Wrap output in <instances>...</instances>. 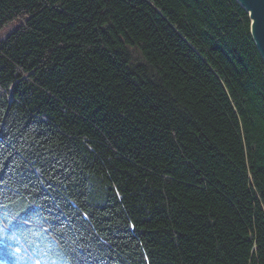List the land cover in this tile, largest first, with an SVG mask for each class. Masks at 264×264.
Listing matches in <instances>:
<instances>
[{"label":"trees","instance_id":"16d2710c","mask_svg":"<svg viewBox=\"0 0 264 264\" xmlns=\"http://www.w3.org/2000/svg\"><path fill=\"white\" fill-rule=\"evenodd\" d=\"M251 24L238 0H0V215L68 264H264Z\"/></svg>","mask_w":264,"mask_h":264},{"label":"rangeland","instance_id":"374dc122","mask_svg":"<svg viewBox=\"0 0 264 264\" xmlns=\"http://www.w3.org/2000/svg\"><path fill=\"white\" fill-rule=\"evenodd\" d=\"M11 31V27L0 31V41ZM56 251L43 228L0 215V264H68Z\"/></svg>","mask_w":264,"mask_h":264},{"label":"water","instance_id":"95a60500","mask_svg":"<svg viewBox=\"0 0 264 264\" xmlns=\"http://www.w3.org/2000/svg\"><path fill=\"white\" fill-rule=\"evenodd\" d=\"M251 19V32L264 60V0H238Z\"/></svg>","mask_w":264,"mask_h":264}]
</instances>
